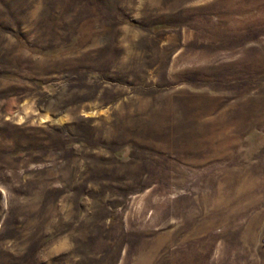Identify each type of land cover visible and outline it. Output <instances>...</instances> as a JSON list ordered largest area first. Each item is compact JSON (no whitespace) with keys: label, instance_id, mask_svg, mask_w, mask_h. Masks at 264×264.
<instances>
[{"label":"rangeland","instance_id":"obj_1","mask_svg":"<svg viewBox=\"0 0 264 264\" xmlns=\"http://www.w3.org/2000/svg\"><path fill=\"white\" fill-rule=\"evenodd\" d=\"M0 264H264V0H0Z\"/></svg>","mask_w":264,"mask_h":264}]
</instances>
